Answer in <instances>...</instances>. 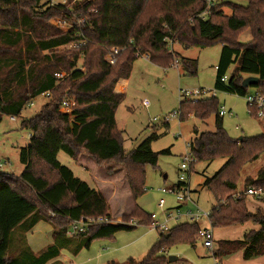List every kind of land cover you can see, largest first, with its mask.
I'll list each match as a JSON object with an SVG mask.
<instances>
[{
  "label": "trees",
  "instance_id": "trees-1",
  "mask_svg": "<svg viewBox=\"0 0 264 264\" xmlns=\"http://www.w3.org/2000/svg\"><path fill=\"white\" fill-rule=\"evenodd\" d=\"M41 1L0 0V120L3 116L20 118L31 101L50 93L49 101L38 114L21 121V128L30 134L27 147L20 150L22 173L18 177L0 173V264H12L9 249L15 235L19 234L24 241L26 233L39 222L51 225L53 245L37 259L28 252L15 264H57L63 249H87L93 241L110 239L134 228L113 222L92 227L85 234L73 237L83 239L73 247L66 237L70 224L82 218L111 220L110 209L101 193L62 166L57 155L64 153L76 162L85 154L97 165H122L133 200L143 193V167L157 166L159 153L152 152L151 144L158 136L153 133L126 153L122 148L123 133L115 123V112L123 96L113 93L119 80L129 78L138 55L145 54L150 62L163 69L179 59L183 71L193 76L196 61L169 53L168 41L185 49L220 45L214 90L244 98L247 89L241 87L242 81L256 77L258 82L252 88L257 98L264 99V0L222 2L206 21L197 18L204 9L202 0L85 2L74 10L78 18L91 25L86 29L76 27L85 40L84 46L78 48L69 47L82 41L75 31L62 33L48 24L52 18L65 16L64 10L52 6L39 11ZM221 6L230 9L231 14L223 16L219 12ZM245 31L251 40L241 44L237 37ZM112 49L123 51L116 63L109 65L105 56ZM80 59L82 70L76 68ZM231 67L233 70L228 74ZM60 70L68 76L56 85ZM223 77L225 83L220 81ZM65 96L74 98L71 118L59 112ZM247 110L250 117L258 120L255 105L247 104ZM218 112L215 97L180 101L179 122L190 117L204 122L214 116V132L193 130L194 137L189 143L193 165L225 160L216 174L204 181L216 203L209 212L208 223L211 229L251 223L258 230L247 231L233 242H218L212 257L221 264L222 260L241 252L244 261H251L264 256V215L250 213L245 196L249 189L264 190V165L255 177L242 178L241 173L246 165L264 158V134L243 137L242 141L231 139L223 130ZM106 172L111 173L112 168ZM239 184L242 192L237 193ZM29 218L32 219L28 227L14 234ZM124 220H133L136 226L150 224V217L135 205ZM198 231L196 224L174 226L168 233L159 235L158 242L142 261L130 260L128 264H166L165 258L157 256L163 244L193 245Z\"/></svg>",
  "mask_w": 264,
  "mask_h": 264
},
{
  "label": "rangeland",
  "instance_id": "rangeland-1",
  "mask_svg": "<svg viewBox=\"0 0 264 264\" xmlns=\"http://www.w3.org/2000/svg\"><path fill=\"white\" fill-rule=\"evenodd\" d=\"M51 1L60 2L61 0H42L39 3L38 10L43 11L48 7H52ZM221 1L223 3L226 1L240 3L239 0ZM72 2L83 4L85 2H94V0H72ZM76 8L77 6L72 10L74 11ZM219 12L223 16L231 14L230 9L223 6L219 8ZM62 15L50 19L48 24L55 30L66 33L56 23L57 20L62 18ZM75 15L77 16V14ZM237 38L241 44L248 43L251 40L248 31L241 33ZM168 43L167 51L169 53L172 51L175 54L178 53L179 58L196 61L197 69L195 75L186 74L179 59H175L177 61L176 67L172 66L174 61L169 68L163 69L161 66L150 62L148 56L143 54L138 55L137 60L132 65L131 73L126 80L127 86L124 95L115 93L116 85L113 91L115 95L123 96V101L115 112L116 128L123 133V150L128 153L138 147L140 143L153 133L158 136L156 141L151 144L152 152L159 153L157 166L143 167V193L136 200H133L125 169L122 165H97L85 154H81L76 162L64 153L57 155V161L69 169L76 178L85 182L99 193H103L113 214H119L117 213L118 209L127 212L130 206L135 205L146 215L155 214L160 218L161 212L157 207L159 200L164 201L163 211L165 212H176L178 210L181 214H184L187 211L193 213L199 211L203 214L209 213L215 207L214 198L211 192L204 187V181L212 178L225 163V160H215L208 163L200 162L191 166L188 181L190 201L180 204L176 201L175 192L161 193V190L173 189L178 183L179 166L183 157L189 154L188 144L194 137L193 127H196L198 132H214V116L206 120V123L191 117L187 121L180 123L178 118H172L173 113L179 112L180 101L184 100L180 98L181 91H208L205 96L196 98L199 100L208 99L214 93L218 107H223L233 115L220 117L223 130L229 138H254L264 134V119L255 120L250 117L247 110L246 97L255 95L254 88H247V95L244 98L214 90L215 67L219 62L220 45H213L203 49L196 47L185 49L177 45L176 42H172L170 44L171 47ZM63 49H68V47ZM59 51H62V48ZM81 64L82 60L80 59L76 68L79 69ZM232 70L233 67L229 69L228 74ZM60 74H64V78L68 76L64 70H60L56 78ZM68 88L66 85L65 89ZM45 103V99L38 98L35 100L34 106L25 108L20 118L15 119L14 122L7 116L1 118L0 173L16 177L22 173L23 166L19 161L20 150L27 147L30 134L28 130L21 128V121L38 114ZM166 120H168V123L165 122ZM165 126L168 127L166 128ZM164 151L168 153L162 154ZM262 165H264V158L260 157L255 164L244 167L241 177H255L257 170ZM109 168H112L111 173L106 172ZM240 192H242L241 184L237 188V193ZM262 199L264 198L258 200L255 197L246 196L245 204L247 209L250 212H254L248 205L249 203L261 204L260 209L264 208V204H262L264 200ZM225 201H223L224 204ZM262 213H264V210H262ZM129 214L114 218L110 213V217L113 223H121L128 226L131 221L136 223L133 220H124V217ZM31 219L29 218L14 234L24 231L30 224ZM186 223L197 224L199 228H211L206 218H200L194 223L187 222L186 218L182 217L178 224ZM248 225L251 228L253 227L251 224ZM173 227L174 225H171V228ZM34 230L35 238L38 239L36 247L28 245L25 238L23 241V237L20 238L19 234L15 235L9 249L12 264L21 262V259L24 255H28V252L30 255L35 254L33 256L37 259L39 256L36 253H40L38 250L44 251L47 245L51 247L53 233L51 225L40 222ZM211 230L214 241L211 250L204 248L202 241L196 237L193 245L187 242L163 244V248L157 256L165 258L166 264H214L212 252L217 249V243L233 242L230 239L239 229L231 227ZM70 240L73 247L80 245L83 241V239L74 238ZM158 240L159 233L157 231L150 229L148 226L137 225L131 231L119 232L110 239L93 241L87 249L83 247L78 251L75 249L77 247L73 251H71L72 248L63 249L60 252L57 264H128L130 260L138 263L146 257ZM240 256L241 254L237 253L227 261L225 259L222 260L221 264H264L258 260L244 261L242 256ZM169 258H175L176 260L169 262Z\"/></svg>",
  "mask_w": 264,
  "mask_h": 264
},
{
  "label": "built area",
  "instance_id": "built-area-1",
  "mask_svg": "<svg viewBox=\"0 0 264 264\" xmlns=\"http://www.w3.org/2000/svg\"><path fill=\"white\" fill-rule=\"evenodd\" d=\"M72 0H61L60 2L57 1H51L52 6H58L64 10L66 13L65 16H62L61 19L57 20V25L60 27L61 30H65L66 33L68 32H76V36L78 38H81L82 41L80 42H75L71 44L69 47L70 48H78L81 46H84L85 40L82 36L81 30H75L76 27H82L83 29L89 28L91 25L86 24V22L82 18H78L75 14L74 11L72 10L74 7L77 6L76 9L80 8L82 4H77L76 2H72ZM92 1V0H90ZM204 4V9L203 11L197 16L198 19L202 21H206L211 13L212 10L216 9L217 6L222 2L221 0H202ZM76 3V4H75ZM75 9V10H76ZM56 21V20H55ZM169 42V41H168ZM172 42L168 43L169 46ZM171 47V46H170ZM123 51V49H112L109 50L106 53L105 56V62L109 65H114L117 61V56ZM173 67L177 66V61L174 62L172 65ZM82 70L81 68H79ZM216 70V68H215ZM64 79V74H60L56 78V85ZM222 83L226 82V77H223L220 80ZM208 94V91L205 90H191V91H181L180 98H183V101H193L196 102L201 96H205ZM211 97H215L214 93H212ZM38 98H43L47 101L50 99V93L45 92L41 94L39 97H37L35 100ZM35 100L31 101V103L28 105V108L34 106ZM247 104L249 105H255L257 109L256 113V118L258 120L264 119V99L257 98L256 95L253 96H248L246 97ZM75 106L74 98L70 96H65V98L62 100L59 108V112L62 114L68 115L70 118L72 116V110ZM219 117H224L225 115L227 116H233L231 112H227L223 107L219 108L218 112ZM179 112L173 113L172 118H178L179 120ZM16 118H10L12 122L15 121ZM168 123V120L165 121ZM164 122V123H165ZM30 138V136H29ZM189 150L190 146L188 145ZM193 157L189 154L185 155L182 159V163L179 166V176H178V183L177 185L171 189V190H161L162 194L166 193H174L175 192V197L176 201L180 204H184L187 201H190L189 195H190V190H189V175H190V168L193 165ZM247 196H253L255 198H259L261 196H264V190H254V189H249L246 192ZM237 196H235L236 198ZM164 206V201L159 200L157 207L161 212V217L159 218L155 214L149 215L150 217V224L148 227L152 230H155L159 233V235H164L168 233L171 229V225L177 226L179 225V220L184 217L186 218L187 222H194L196 220H199L200 218H206L208 219L209 213H200L199 211L196 212H191L187 211L184 214H181L178 210L176 212H165L163 211ZM113 222L112 220L106 218V217H97V218H82L79 221H74L70 224L66 231V237L68 239H72L73 237L79 235V234H85L89 228L100 226V225H106L110 224ZM128 226L135 227L136 223L130 222ZM197 238L202 241V245L204 248L211 250L213 247V234L212 230L210 229H199ZM214 264H217V260L214 259Z\"/></svg>",
  "mask_w": 264,
  "mask_h": 264
},
{
  "label": "crops",
  "instance_id": "crops-1",
  "mask_svg": "<svg viewBox=\"0 0 264 264\" xmlns=\"http://www.w3.org/2000/svg\"><path fill=\"white\" fill-rule=\"evenodd\" d=\"M177 53V52H176ZM178 54V53H177ZM126 86H127V82H126V80H121V81H119L117 84H116V86H115V93H117V94H122V95H124V92H125V88H126ZM203 123H206V121H204ZM192 130H197V128L196 127H193V129ZM198 131V130H197ZM193 132V131H192ZM189 145V144H188ZM88 162V161H87ZM88 163H91V162H88ZM76 165V164H75ZM77 167H80L81 168V166H79V165H76ZM81 169H83V168H81ZM101 195L103 196V193L101 192ZM247 196V195H246ZM245 196V197H246ZM104 197V196H103ZM249 197H253V196H249ZM261 198H264V196H261V197H259V198H256V199H258V200H261ZM104 199H105V201H106V198L104 197ZM262 200H264V199H262ZM106 203L108 204V202L106 201ZM262 204H264V203H262ZM246 205V204H245ZM249 206H250V208H252L253 210H254V212H250L248 209V211L250 212V213H255V212H260L262 215H264V213H262V210H264V208H262V209H260V205L261 204H253V203H249L248 204ZM108 206H109V204H108ZM110 207V206H109ZM134 208V206H130L129 207V209H128V211L127 212H125V211H122L121 209H118V212L117 213H119V214H113V212H112V210H111V207H110V210H111V216H113L114 218H116V217H118V216H122V215H127V214H129L131 211H132V209ZM246 208H247V206H246ZM196 221H198V220H196ZM196 221H194V223L196 222ZM40 223V222H39ZM39 223H37L30 231H28L27 233H26V235H25V240L27 241V243H28V245H30V246H35L36 247V245L38 244V239L37 238H35V235H34V229H36L37 227H38V224ZM248 224H251V223H246V224H244V225H241V227H238V226H234V227H236V229H239L238 230V232L237 233H235V235L232 237V239H230V240H232V241H235V240H237V239H240L242 236H243V234L245 233V232H247V231H251V230H258V226H254V225H252L253 227L251 228ZM197 225V224H196ZM228 228H231V227H228ZM227 228V229H228ZM198 229H209V227H200L199 228V226H198ZM26 236H27V238H26ZM232 236V235H231ZM223 240V239H222ZM227 240V239H226ZM53 245V241H52V244H51V246ZM50 246H46L45 247V249H44V251H41V250H38L40 253H36V254H38L37 256H41L48 248H49ZM34 250H36V248H34ZM34 253H35V251H34ZM237 253H240L241 254V252H237ZM237 253H234L233 254V256L231 255V256H229V257H227L226 259H225V261H227V260H229L230 258H233L234 257V255L235 254H237ZM33 255H35V254H33ZM242 256V255H241ZM240 256V257H241ZM59 258H60V254H59V256H58V258L56 259V261H58L59 260ZM176 260V259H175ZM261 261L262 263H264V256H262V257H259V258H257V259H254V260H251V261ZM225 261H223V262H225ZM248 262H250V261H248Z\"/></svg>",
  "mask_w": 264,
  "mask_h": 264
},
{
  "label": "water",
  "instance_id": "water-1",
  "mask_svg": "<svg viewBox=\"0 0 264 264\" xmlns=\"http://www.w3.org/2000/svg\"><path fill=\"white\" fill-rule=\"evenodd\" d=\"M257 82L258 79L256 77H247L242 81L241 87L247 89L249 87L255 86ZM238 141H242V138H238ZM168 261H175V258H169Z\"/></svg>",
  "mask_w": 264,
  "mask_h": 264
}]
</instances>
